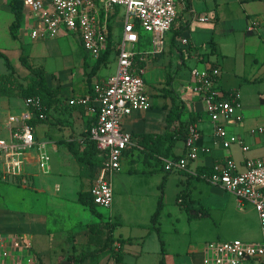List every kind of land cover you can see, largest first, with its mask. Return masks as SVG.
Returning <instances> with one entry per match:
<instances>
[{
    "label": "crops",
    "instance_id": "obj_1",
    "mask_svg": "<svg viewBox=\"0 0 264 264\" xmlns=\"http://www.w3.org/2000/svg\"><path fill=\"white\" fill-rule=\"evenodd\" d=\"M44 1L49 3V0ZM201 17H208V20H201ZM254 22L258 24L252 28ZM175 23H177L176 28H180L181 32L171 39L168 49L164 48L154 59L148 60L146 68L148 69L150 66L160 70L164 67L170 68L174 60L173 54L176 52L175 50L180 52L179 48L183 51L188 50L189 57L197 63L203 64V67L196 66L195 68L218 66L221 69V75L216 81L217 86L226 92L238 90L243 103L242 119L240 121H227L226 128L229 133L241 136L249 145V149L244 151L239 144L225 148L216 142L214 122L207 111L205 101L200 94L186 89L187 85L192 82L193 75L189 81H186L187 85L185 81H180L179 88H176L177 73L174 74L170 70L166 71L164 78L159 80L164 85L160 86L158 90H149L151 108L137 110L126 116L123 119V128L133 135L148 132L164 134L178 128V120L173 123L168 121L170 115L168 109H164L163 112L153 110V95L164 94L165 88H170L166 84L168 77L174 75L175 79L171 87L180 98L182 92L179 91L178 93V90L181 89L186 94V98L181 99L184 103L183 112L187 113V117L182 120H187L193 113L196 117L195 124L199 130L198 144L210 148V151L201 152L197 159L190 160L188 169L170 172L164 167L166 160L170 158L145 149L137 143V140L133 142L125 151L121 168L116 172L113 179L114 189L117 187L116 183L119 182L120 193L128 205L124 207L123 200L118 198V193H115L113 205L108 210V217H105L104 213H100L101 222L116 224L113 231L115 237L130 239V241L123 245L116 241L113 250H106L97 255L100 257L107 253L108 256H105L107 257V264H161L163 257L165 264H204L205 250L201 251L197 247L195 248L192 239L179 236L178 228L175 226L180 215H187L189 219L188 213L180 204L179 199L177 202L179 213L171 216L170 220L165 223L172 224L174 228L171 229L174 231L169 237L163 230L165 226L162 220L164 211L160 217L162 238L166 251L165 255L162 254L159 235L151 228V217L162 194L160 188L163 180L165 179V186L167 187L171 179L178 177L180 182L187 183V189L182 188L186 190L184 192L185 197L182 199H186L187 202L197 201L200 200L198 198L206 196L205 192L216 193V191L226 190L220 184L202 176L207 172H214L216 163L223 162L227 157L234 158L238 163H242L250 157H264V0H180ZM33 25L32 11L25 6L24 19L18 39L20 41L24 39L25 41L28 39L33 41V46L28 49L29 54H32L34 49L45 52L43 57L34 55L32 59L27 57V60L30 59L29 62L33 66L43 67L46 70L50 85L61 88L62 102L50 110L46 120L38 122L34 126L31 125L36 142L46 143V150L50 156L48 172H44L40 167L36 146L24 151L22 172L16 176L6 174L7 158L4 153L1 156V180H8L12 177L25 183L26 179L22 174L24 171L28 172L35 167L42 173L41 186L38 190L51 194L47 201L49 209L46 213L34 214L37 216L36 218H27L28 222L24 226L28 231L20 235L14 233L4 235L8 243L13 237H20L24 244L30 246L29 248L12 249L8 244V251L13 253L15 264H25L24 262H28L29 258H32L33 261L30 264H34L36 257L42 264L41 257L45 259L47 256L53 260L50 249L58 242L64 243V247L60 250L70 249L75 252L79 249L78 246L82 245L92 248L96 244L89 242L88 226L99 222V219L96 221H94L95 218L91 219L87 212L89 207L78 200L79 193L91 189L93 181L88 177L81 176L80 165L69 148V145L74 148H81L85 145L87 131L95 122L96 105L93 103L74 104L71 101L93 95L91 90L93 84L97 80L106 78H100L97 74L89 77L91 66L88 63H92L94 59L83 58L85 49L78 34L62 30L58 36L53 38L33 39L31 37ZM179 54L181 58H185V52ZM74 56L83 67V74L79 79L74 75L75 71H73L72 63L69 61ZM161 61L162 66L159 68L158 63ZM23 66L17 70L14 65L21 78L30 74L29 69L25 65ZM28 110L24 99L18 96L0 95V138H4L8 142H18L19 139L14 136V131L8 126V120L10 116L21 117ZM260 128H263L262 132L259 131ZM173 152L179 156H184L187 153L185 139L178 140L173 147ZM99 155L102 156L100 152ZM141 156L145 161L141 167H132L129 172L123 170V164L127 158L132 163H136L142 160ZM28 174L30 173L28 172ZM131 174H139L148 180L131 181L125 178L126 176L130 178ZM151 184L153 185L151 186ZM64 189L76 192L75 201L79 205L70 208L66 204L67 197L64 194H59ZM163 192L164 197H166L167 193ZM134 193L140 196L137 200L133 197ZM137 202L147 203V211L142 212L141 208L136 205ZM238 203L240 205L239 199ZM248 203L244 202L242 206H246ZM81 214L85 216H81ZM189 220L194 224L204 221V219ZM153 231L156 235L153 234ZM258 235L261 237V233ZM105 240L106 234L104 232L99 241L103 243ZM72 254L69 253V255ZM66 256L61 262L67 260ZM97 256L87 258L82 264ZM104 262L105 260H102L101 264H105ZM96 263L90 260L88 264Z\"/></svg>",
    "mask_w": 264,
    "mask_h": 264
},
{
    "label": "built area",
    "instance_id": "obj_2",
    "mask_svg": "<svg viewBox=\"0 0 264 264\" xmlns=\"http://www.w3.org/2000/svg\"><path fill=\"white\" fill-rule=\"evenodd\" d=\"M180 0H24L34 18L31 29L33 39L53 38L62 30L79 35L84 48L93 59L106 49L109 25L115 23L116 15L124 6L126 13L122 23V37L117 44V72L106 79L93 84V95L73 99L74 104L96 105L97 121L91 128V138L97 143L104 157L103 163L91 186L94 203L111 207L114 202L113 175L121 168L125 151L133 144V134L123 128V119L137 110L151 108V95L144 74L151 56L161 53L166 44V33L171 29L177 17ZM208 20V17H201ZM117 20V19H116ZM254 22L252 28L257 26ZM152 33V48L149 52H136L134 47L141 40V30ZM193 80L186 89L200 94L205 101L208 113L214 122L215 141L228 148L239 144L246 151L249 145L237 135L229 133L226 123L229 120L240 121L243 117V103L238 90L223 91L217 86L221 75L218 66L195 68ZM26 107H37L40 98L30 97ZM30 110L21 117L10 116L8 126L19 141L8 142L0 138V161L2 153L7 158L6 174H21L24 163V151L36 146L39 164L48 172L50 156L45 142H36L29 120ZM17 123V125H16ZM255 131V130H252ZM260 132L263 128L259 129ZM199 130L195 123L188 126L185 146L187 153L179 158L166 160L165 170L174 172L188 169L189 161L198 158L201 152L210 148L198 144ZM211 181L220 184L235 194L240 205L253 204L259 216L261 237L256 241L241 238L209 242L205 248L204 264H264V157H250L242 163L227 157L214 165ZM12 249L29 248L20 237H13L8 243L0 235V256H11ZM32 258L28 263H32ZM13 264L15 261L13 260Z\"/></svg>",
    "mask_w": 264,
    "mask_h": 264
},
{
    "label": "rangeland",
    "instance_id": "obj_3",
    "mask_svg": "<svg viewBox=\"0 0 264 264\" xmlns=\"http://www.w3.org/2000/svg\"><path fill=\"white\" fill-rule=\"evenodd\" d=\"M8 2L9 0H0V47L9 55L12 63L16 66L17 70H19L20 67H24V64L21 62L22 55H24L25 57H30V59H32V56L34 55L43 57L45 52L42 50L34 49L32 54H29L28 49L30 46H33V41H31L30 39H28V41H25V39L23 41H20V39L12 38L9 31V25L13 21L14 16L12 11H10ZM120 8V11L122 12L116 15L114 23L113 40L116 44L121 41L123 32L122 23L124 15L126 13V9L124 6H121ZM176 25L177 23H175V26ZM141 34L142 38L134 47V51L149 52L152 48V33L142 29ZM173 37L174 31H168L166 34L165 49H168V45L169 43H171V39ZM175 51L176 52L173 54L174 60L170 68L164 67V69L160 70L156 67L150 66L147 69L146 73L144 74V78L148 90H158L160 86H163L164 84L162 82H159V80L161 78H164V75L168 70H170L174 74L177 73L178 78L175 87L179 88L180 81H185V84L187 85L186 81H189L191 79L192 72L196 66L203 67V64L197 63L194 59L188 56V50L184 51L186 54L185 58L182 57L184 59L181 58L179 54L180 52L178 50ZM84 57L88 58V60L92 59L86 49L84 50L83 58ZM154 57L155 56H151V60L154 59ZM73 59H70L69 61L70 63H72L73 71H75L74 75H76V77L79 79L83 74V67L82 64L79 63V60H76L75 56L73 57ZM158 65L160 68V66H162V61L159 62ZM117 66V55L114 53L110 57L108 63L102 66L98 71V77L107 78L110 75L115 74L117 72ZM6 69L7 68L4 60L0 58V72H6ZM179 91L182 92L180 94L181 98H186V94L184 93V91L180 89L178 90V93ZM153 102L154 111L163 112L164 109H168L170 111L173 105V98L171 95L165 93L159 95L156 94L153 95ZM181 117L182 119H186L187 113L183 112ZM140 158L142 160L136 163H132L130 159L127 158L123 164V170L125 172H129V169L132 167H141L145 163V161L142 156ZM34 168L33 170H28L30 174H28L27 171H24V173L22 174L25 176V183L19 182L12 177L8 180L0 179V235H8L12 233L16 235L23 234L25 231H28L24 226V224L28 222L27 218H36L37 216L34 214L46 213V211L49 209L47 201L50 199L51 194H49V192L44 193L38 190L41 186L40 181L42 180V173L39 169L36 170L35 168L34 170ZM125 178L131 181H140L146 179L142 178L139 174H131L130 178H128L127 176ZM174 178L175 179H171L169 181L167 187L165 186V184L163 187V190L167 193L166 197H163L164 207L162 211H164V216L162 220L164 224L170 220L171 216L179 213V209H177L179 207V205H177L178 195L182 192V190L187 189L186 182L182 183L180 182L178 177ZM113 179L114 175L112 181ZM118 185L119 182L116 183L117 187H115V189L113 185V189L115 190L114 197L118 193V198H121V200H123V195H121ZM152 185L153 184H151V186ZM160 189L162 191V188ZM75 193V191L64 189V191H61L59 194H64L67 197L65 200L66 204L70 208H72V206L74 205H79L78 202L75 201ZM205 194L206 196H204L203 198H198L200 200L197 201L205 204L206 207L210 208L211 215L209 217H205L206 219L197 218L204 219V221L195 224L187 218V215H180V218L176 220L175 223V226L178 228L180 234L179 236H183L187 239H192V244L195 246V248L197 247V249L201 251L205 250L209 242H216L234 238H242L247 241H256L260 238V236L258 235L259 233H261L259 217L256 208L253 205H251L250 203L247 204L248 206L239 205L238 197L228 190L216 191V193L205 192ZM133 197L135 200H137L140 196L134 193ZM201 200H203L204 202ZM122 202L124 207L128 205L124 200ZM136 205L141 208L142 212L147 211V203L137 202ZM109 209L110 207L96 205V211L99 215L97 213H93L90 209V211L87 210V212L91 219L95 218L94 221L99 219L98 223H100L102 218L100 216V213H104V216L108 217ZM82 214L81 216H85ZM171 229H174L172 224H165L163 230L164 233H166V236L169 237L172 231H174H171ZM153 234L156 235L154 231ZM63 244L64 243L58 242L51 247L50 250L53 260H51L50 257L47 256L45 257V259L40 256L43 260V264H64V261H67L66 264H76L68 260H64L63 262L61 261L65 258L66 255H69V253H73L72 255L76 256L82 249H87V246L82 245L78 246L79 249H77L75 252L70 249L60 250L64 247ZM94 246H92V248H94ZM106 255L107 253H104L100 257L97 256L96 258L88 260H93L94 262H97L96 264H101L102 260H105L104 263L107 264V257H105ZM13 260L14 259L11 256H0V264H13ZM35 261L36 262L34 264H39L40 262L38 257L35 258ZM89 261L85 262L84 264H88ZM24 263L29 264L27 261H25Z\"/></svg>",
    "mask_w": 264,
    "mask_h": 264
},
{
    "label": "trees",
    "instance_id": "obj_4",
    "mask_svg": "<svg viewBox=\"0 0 264 264\" xmlns=\"http://www.w3.org/2000/svg\"><path fill=\"white\" fill-rule=\"evenodd\" d=\"M9 5L12 13L14 14V19L9 26L10 34L12 38L18 39L19 30L24 19V0H10ZM171 28L174 31V37L179 35V33L181 32L180 28H176L175 21L172 24ZM113 34L114 25L110 24L108 44L106 46V49L99 55L98 58L94 59L92 63L89 62V65L91 66L89 77L92 75H96L101 67L108 63L112 54L117 53V47L113 40ZM180 52L181 54L184 53L183 50H180ZM0 58L4 60L6 68L8 70L5 73H0V95L18 96L24 99V101H26L30 97L40 98L39 106L29 108L32 113V117L29 120V123L30 125L34 126L36 123L46 120L49 116L50 110L57 107L62 102L61 88L50 85L46 70L43 67L33 66L24 55L21 56V60L30 71V74L24 78H21L18 75L12 63V60L5 52L1 50V48ZM174 79V75H170L168 77L166 84L167 86H170V88H165V93L171 95L173 98V105L170 109L168 121L170 123H173L178 120V128L172 131H168L164 134L148 132L133 135V142L137 140V143L143 146L145 149L155 151L166 158H179L183 156L175 155L173 152V147L176 145L178 140L186 138L189 124L195 123L196 120V117L193 115V113L190 114L187 120H182L181 116L184 111V103L180 96L175 93V91L171 87ZM91 90L93 91V87L91 88ZM96 121L97 114L95 117V122ZM94 123L89 127V130L87 131V137L85 139V145L83 147L74 148L72 145H69L73 157L78 161L80 165L81 176L88 177L92 179V181H94L104 160V157L99 155L96 141L91 138V128ZM212 174L213 172L211 171L203 174L202 176L210 179ZM164 184L165 179L161 184L162 194L159 198L158 205L151 217V228L154 229L159 235L163 255H165L166 251L164 240L162 238L160 217L164 207ZM185 191L186 190H182V192L178 195V199L180 200V204L186 209L189 219L209 217L211 215V212L208 207H206L199 201L191 200L190 202H187L186 199H182L183 197H185ZM78 200L80 203L88 206L93 213L98 214V212L96 211V204L94 203L90 189L80 192ZM115 225L116 224L113 222H100L98 224H90L88 226L90 234L89 242L95 243L96 246L94 248L82 249L76 256L69 255L66 256V259L72 263L82 264L89 257L97 256L98 254L105 252L106 250H113L115 247L114 243L116 241H119L121 245L129 242L130 239L119 237L117 238L114 236L113 231ZM104 232L106 234V240L102 243L99 240L102 238ZM39 264H42V262L40 261ZM161 264H165L164 257L162 258Z\"/></svg>",
    "mask_w": 264,
    "mask_h": 264
},
{
    "label": "water",
    "instance_id": "obj_5",
    "mask_svg": "<svg viewBox=\"0 0 264 264\" xmlns=\"http://www.w3.org/2000/svg\"><path fill=\"white\" fill-rule=\"evenodd\" d=\"M63 263H64V264H66V263H67V261H64Z\"/></svg>",
    "mask_w": 264,
    "mask_h": 264
}]
</instances>
